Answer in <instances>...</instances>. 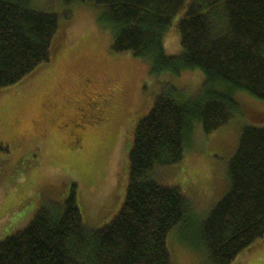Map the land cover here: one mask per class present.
Here are the masks:
<instances>
[{
  "label": "trees",
  "instance_id": "1",
  "mask_svg": "<svg viewBox=\"0 0 264 264\" xmlns=\"http://www.w3.org/2000/svg\"><path fill=\"white\" fill-rule=\"evenodd\" d=\"M52 1L68 20L74 2L101 8L113 51L146 60L153 76L199 69L205 82L185 102L168 88L138 121L125 200L108 225H85L73 189L62 203L42 206L26 227L0 240V264H174L169 237L188 226L195 212L180 188L154 177L155 169L184 158L194 122L205 134L228 125L240 110L237 91L264 100V0ZM37 6V0H0V89L54 58L60 14ZM176 15L183 53L173 57L164 39ZM227 176L226 194L198 225L204 264H232L264 239V127L242 129Z\"/></svg>",
  "mask_w": 264,
  "mask_h": 264
},
{
  "label": "rangeland",
  "instance_id": "2",
  "mask_svg": "<svg viewBox=\"0 0 264 264\" xmlns=\"http://www.w3.org/2000/svg\"><path fill=\"white\" fill-rule=\"evenodd\" d=\"M37 5L60 14L59 30L52 61L0 89V240L26 227L42 206L62 203L73 189L85 225H108L125 200L138 121L168 88L185 102L205 82L199 69L153 76L146 60L113 51L114 36L101 20V8L74 2L68 20L55 1ZM180 16L165 35L168 56L183 53ZM233 97L240 110L228 125L205 134L194 122L184 158L155 169L154 177L180 188L195 212L188 226L169 237L174 264H204L198 225L226 194L227 164L242 129L264 127V100L244 91ZM232 264H264V239Z\"/></svg>",
  "mask_w": 264,
  "mask_h": 264
}]
</instances>
